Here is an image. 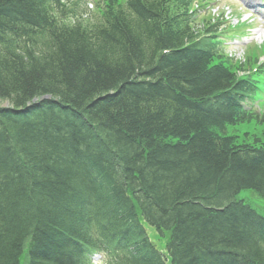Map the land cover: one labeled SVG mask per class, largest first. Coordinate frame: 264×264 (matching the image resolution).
<instances>
[{"label":"trees","instance_id":"1","mask_svg":"<svg viewBox=\"0 0 264 264\" xmlns=\"http://www.w3.org/2000/svg\"><path fill=\"white\" fill-rule=\"evenodd\" d=\"M78 1L0 0V264H264V218L237 199L264 200V133L232 131L264 125L244 66L192 0Z\"/></svg>","mask_w":264,"mask_h":264},{"label":"rangeland","instance_id":"2","mask_svg":"<svg viewBox=\"0 0 264 264\" xmlns=\"http://www.w3.org/2000/svg\"><path fill=\"white\" fill-rule=\"evenodd\" d=\"M203 2L209 4L208 8L205 9V18L209 19H205V21L211 22V19L216 17L221 21L220 32L224 35L220 37V40L224 43V52L226 54H233V62L235 66H239L242 62L241 64L247 70L252 71V74L256 79L261 80L260 84L262 86L264 84V52H258L257 48L264 45V36L261 35L260 37H255L254 30L258 27L263 28L259 18L252 16L251 19L246 20V15L243 11H239V8L236 10L229 4V2L234 1L203 0ZM198 24L200 25V21ZM254 59L256 60L255 63ZM256 64H259V66L255 67ZM260 69L262 70L261 76L257 74V71ZM262 97L264 98V95H262ZM7 104V102L0 100V106H7ZM254 107L258 110V113L264 115V101H262V99L255 98ZM232 131L236 133L240 139L245 138V136L261 137L264 133V125L251 122L237 126L233 128ZM240 197H242V200L247 201L249 204L257 208L260 214L264 216V203L254 194L243 192ZM145 228L147 231L150 230L157 236L153 228L149 226H145ZM157 246L163 248L162 240L157 241Z\"/></svg>","mask_w":264,"mask_h":264},{"label":"bare ground","instance_id":"3","mask_svg":"<svg viewBox=\"0 0 264 264\" xmlns=\"http://www.w3.org/2000/svg\"><path fill=\"white\" fill-rule=\"evenodd\" d=\"M24 29H32L34 32H36V29H35L34 27L32 28V27L27 26V25H25V24H21V29H18V30L16 31L17 34H18V32H22ZM255 31H256V33H258L260 30L257 29V30H255ZM27 32H28V30H27ZM261 34H262V33H261ZM37 100H38V101H42V100H45V99H43L42 97H39ZM88 103H89V102L87 101V102H84L82 105H84V106H86V105H90V104H88ZM71 108H72V107H71ZM57 109L59 110V113L63 114L62 111H61L62 106H58ZM72 110H73L74 112H77V111H78V114L84 116V113H83L82 111L78 110V108H76V109H75V108H72ZM37 113H38V110H37L36 108H33V110H31V111L29 112V114H31V115H33V116H35ZM66 120L72 124V129L70 130V135L73 136L74 138H79V140L81 141V137H82L81 134H82V133L79 132L78 125H77L76 122L73 121V118L71 117L70 112L67 113V115H66ZM39 121H40V120H39ZM78 146H79V149H80V147H81V150H85L87 147H89V145H88V146H85V145H82V143H81V144H78ZM90 147H91V146H90ZM99 162H100L99 165H100L101 169L104 168V167L106 166V164H107V160H106V159H102V160H100Z\"/></svg>","mask_w":264,"mask_h":264}]
</instances>
